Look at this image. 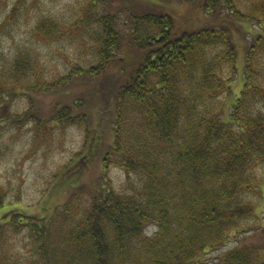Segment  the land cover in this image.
I'll use <instances>...</instances> for the list:
<instances>
[{"label": "trees", "instance_id": "trees-1", "mask_svg": "<svg viewBox=\"0 0 264 264\" xmlns=\"http://www.w3.org/2000/svg\"><path fill=\"white\" fill-rule=\"evenodd\" d=\"M98 1L105 9L96 21L92 63L73 66L49 84L31 51L0 66V131L12 128L8 119L43 125L33 112L37 93L58 96L45 117L50 124L87 127L82 152L57 180L73 184L65 203H53L44 216L28 214L8 203L0 187V264H264V246L239 238L217 261L204 260L257 229L245 223L256 217L252 197L264 186V33L256 29L264 30V8L246 14L239 0H179L213 22L185 29L155 10L169 7L167 0H148L152 9H125L124 20L115 8L122 3ZM122 21L130 29L128 43ZM54 22L42 17L40 32L54 34ZM113 66L120 74L97 93L104 102L98 124L113 111L106 143L90 129L85 94L67 101L69 91H62L98 81ZM235 82L242 86L237 93ZM16 95L28 97L29 108L16 119L1 115ZM94 161L108 176L113 166L124 170L130 188L116 189L104 176L97 186L77 188L81 169ZM18 238L28 252L15 246Z\"/></svg>", "mask_w": 264, "mask_h": 264}, {"label": "rangeland", "instance_id": "rangeland-1", "mask_svg": "<svg viewBox=\"0 0 264 264\" xmlns=\"http://www.w3.org/2000/svg\"><path fill=\"white\" fill-rule=\"evenodd\" d=\"M117 1L122 3L115 6V8H121L122 20L127 19V14L124 13L125 9L134 11L133 8L138 6L143 9H152V4L148 0H115V2ZM167 1L169 7H159L155 10L172 15L182 28L201 27L200 25L210 22V17L199 15L195 8L188 3L179 0ZM113 2L110 1L111 5L114 4ZM238 7L246 14L248 12L254 14L259 8H264V0H239ZM103 8L105 9V4L98 0L96 2L95 0H0V66L9 64L19 51H31L38 54L40 76L42 75L44 82L49 84L50 81L66 76L73 66H86L92 63L96 51L93 39L99 31L96 21L104 15ZM111 8L109 10L112 12ZM111 12L108 11V13ZM44 16L47 20L55 21L54 24L58 26L52 35L45 36L38 28L40 20ZM220 21L224 20H216L214 23H220ZM210 23L213 24V22ZM120 27L124 31L125 41L128 43L130 29L125 21L121 22ZM256 29L264 33V30H259L257 24ZM239 36L237 33L236 38ZM249 43L250 40L246 39L245 44ZM242 51L244 50L241 48L240 53ZM120 56L126 57L127 55L120 54ZM118 66L117 68L110 67L105 77L98 81L82 85L78 89L68 87L62 91L63 93L69 91L67 101L74 100L80 95L79 93L85 94L83 97L86 102L92 105L90 111L93 116L90 117L92 121L90 129L95 135H101L106 143L112 138L113 111L112 107L105 108L109 111L111 109V114H104L106 117L104 122L98 124L97 110L99 109L97 107L99 105L101 107L104 102L97 96V93L100 88L105 87L108 80H115V74H120ZM238 81H240V76ZM30 82L32 83L33 80ZM240 86L235 82L234 91L236 93L242 87ZM55 97L58 96L47 95L45 98V94L41 93L33 96L35 105L33 112L38 114L40 116L38 118L42 120L41 123L43 122L40 128H37L38 126L32 122L27 124V117H25L24 120L22 119L23 121H19L18 125L14 120L8 119L9 125L7 126L11 125L12 128H4L0 131V187L6 192V201L11 204L18 203L26 208L28 214L37 216H44L47 208L52 209L53 203L59 205L65 203L70 194L74 192L73 184L61 186L57 185V180L62 177L59 175L62 168L75 159L84 147L87 130L84 124L64 126L50 124L49 120L45 119V117H51L49 113L51 112L50 108L54 105ZM27 102L28 97L16 95L14 100L6 101L1 115H7V117L11 115L16 119V115L24 113L29 108ZM104 106L105 104L101 110ZM96 126L103 128L102 131L101 129L98 132L95 131ZM261 167L259 164V171H261ZM107 176L104 174L101 162H91L81 169L80 178L77 179V188L82 185L97 186L102 177L107 182L114 184L116 189L124 187L127 190L130 188L127 185L126 173L117 166H113ZM263 196L264 186L260 195L252 197L253 202L257 205L256 217L248 219L245 223L249 229H253L254 226L257 229L243 232L238 237L232 238L225 247L207 253L204 256L205 261H217L227 251L237 247L240 244L237 238L244 244L264 246ZM153 233L154 230L147 229L148 235ZM21 242L19 238L16 239L15 246L22 249L21 252H28V248L25 249Z\"/></svg>", "mask_w": 264, "mask_h": 264}]
</instances>
